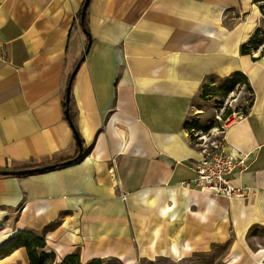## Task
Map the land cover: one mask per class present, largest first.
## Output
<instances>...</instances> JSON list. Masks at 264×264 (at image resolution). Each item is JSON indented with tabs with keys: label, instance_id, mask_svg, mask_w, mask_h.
<instances>
[{
	"label": "crops",
	"instance_id": "crops-1",
	"mask_svg": "<svg viewBox=\"0 0 264 264\" xmlns=\"http://www.w3.org/2000/svg\"><path fill=\"white\" fill-rule=\"evenodd\" d=\"M0 0V246L43 233L55 262H177L228 245L226 264H264V25L254 0ZM82 59V60H81ZM79 60L81 62L79 63ZM241 74L253 97L224 131L246 157L230 183L244 198L194 186L189 116L210 78ZM0 264H28L25 248Z\"/></svg>",
	"mask_w": 264,
	"mask_h": 264
},
{
	"label": "rangeland",
	"instance_id": "rangeland-1",
	"mask_svg": "<svg viewBox=\"0 0 264 264\" xmlns=\"http://www.w3.org/2000/svg\"><path fill=\"white\" fill-rule=\"evenodd\" d=\"M262 16L264 18V12H262ZM258 31L261 36H257L256 39L261 40V42L258 43L259 47L256 45L257 49L254 46L251 48L250 54L264 51V25ZM252 97V90L243 78L230 76L224 79H208L201 87L200 93L191 107L188 121L192 127L190 131L192 139L197 132L206 134L208 137L219 138L226 125L241 117L248 110ZM230 115H233V117L226 121ZM4 247V245H1L0 249ZM228 250L229 247L226 245L215 247L210 253L193 255L188 259L177 262L158 259L153 262H141L139 264H226L224 260ZM95 264L120 263L115 260H101Z\"/></svg>",
	"mask_w": 264,
	"mask_h": 264
},
{
	"label": "built area",
	"instance_id": "built-area-1",
	"mask_svg": "<svg viewBox=\"0 0 264 264\" xmlns=\"http://www.w3.org/2000/svg\"><path fill=\"white\" fill-rule=\"evenodd\" d=\"M232 117L233 115H230L226 121ZM229 125H226L225 129ZM224 131L219 138L208 137L201 132L194 134L192 144L199 152L200 157L189 165L196 175L193 184L201 190L226 199L244 198V189L233 186L230 183V177L235 171H243L247 168L245 163L246 157L243 156L236 159L226 152L223 137Z\"/></svg>",
	"mask_w": 264,
	"mask_h": 264
},
{
	"label": "trees",
	"instance_id": "trees-1",
	"mask_svg": "<svg viewBox=\"0 0 264 264\" xmlns=\"http://www.w3.org/2000/svg\"><path fill=\"white\" fill-rule=\"evenodd\" d=\"M254 1L256 3L258 2L260 4L261 12H264V0H254ZM81 11H82V9L77 14V21H78L80 26H81ZM82 26L86 31L87 41H88L87 46L85 48V52H86L88 50V47H89L88 44L90 43V39H89V35L87 33V30H86L85 19L82 22ZM260 34L261 33L259 31H257L255 33V35L246 44H244L241 47V53L242 54H250L249 51L251 50V48L253 46L256 48L257 47L256 45H258V47H259L258 43H260L261 40H257L256 38H257V36L260 37L261 36ZM255 48H253V49H255ZM81 60H79V63L81 62ZM233 76L243 78L244 80H246L243 75L238 74V73L233 75ZM72 80H73V78L71 79V81ZM191 129H192V127L190 126L189 130H191ZM67 161H69V160L56 162L57 165L55 168L61 167L63 165V163L67 162ZM38 167L39 166H30V168H33V169L38 168ZM22 247L25 248V250H26L27 257H28V264H80L79 263V257L76 254H71V255L65 257L61 263H56L55 262V255L51 252H48V250L46 248V244L44 242V234L43 233H33V232H21V233H19L12 240L11 244L8 247H4V248L0 249V258L7 256L12 251H14L18 248H22ZM100 261L101 260L92 261L89 264H95V263H98Z\"/></svg>",
	"mask_w": 264,
	"mask_h": 264
},
{
	"label": "water",
	"instance_id": "water-1",
	"mask_svg": "<svg viewBox=\"0 0 264 264\" xmlns=\"http://www.w3.org/2000/svg\"><path fill=\"white\" fill-rule=\"evenodd\" d=\"M89 1L90 0H85L84 1V4H83V7H82V11H81V27H82V30L83 32L86 34V31L85 29L83 28L82 26V22L84 20V17H85V12H86V9H87V6L89 4ZM78 66L79 65H76V67L74 68L71 76H70V81L68 83V86L66 88V92H65V100H64V105H65V111H64V114H65V117L68 121V124L74 134V138H75V141L77 143V146H78V155L72 159V160H69L67 162H64L63 165H68V164H71L73 162H76L82 155V152H83V149H82V143L79 139V136L77 134V131L75 130L74 126H73V123L70 119V115H69V100H70V86H71V79L74 77L77 69H78ZM56 167V165H49V166H45V167H40V168H34V169H22V170H1L0 171V175L1 176H26V175H31V174H35V173H40V172H44V171H47V170H51V169H54Z\"/></svg>",
	"mask_w": 264,
	"mask_h": 264
}]
</instances>
